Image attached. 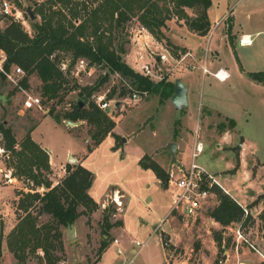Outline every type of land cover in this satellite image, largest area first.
<instances>
[{
    "label": "rangeland",
    "instance_id": "obj_1",
    "mask_svg": "<svg viewBox=\"0 0 264 264\" xmlns=\"http://www.w3.org/2000/svg\"><path fill=\"white\" fill-rule=\"evenodd\" d=\"M15 1L21 2V8L32 7L33 9L34 2L38 0ZM254 2L263 8L259 13L248 17L250 20L245 17L235 19L231 28L232 33L237 29L249 32L264 30V21H261L264 19V0H254ZM235 6H237V0H214L213 16L219 18L227 7L232 9ZM187 11L191 16L195 15L193 9ZM230 16L227 14L219 27L229 40L221 41L220 55L214 61L216 64H224L233 73L232 78L226 82L214 83L215 100L212 106L237 121L235 131L237 136L234 138L237 144L230 146L236 152L228 149L227 146L221 149L214 147L218 142L216 139L198 157V161L209 170H225L235 164L237 145L243 143L242 136L245 139L247 150L242 153L241 165L233 179L234 182L231 183H235L240 193L244 192L242 194L246 202L242 205L230 192L221 191L246 207L248 213L244 211L241 221L232 222L226 227L209 215V211L218 205L219 195L213 206L196 219H186L177 214L167 215L172 202L171 190L158 184L156 173L148 167L157 164L169 176L171 172L178 174L179 168L191 160L189 153L185 161V151L187 147L191 148L192 144L186 145L182 139V134L184 135L182 129L187 127L185 120L188 114L187 106L172 105L173 91L170 87L166 89L164 85L168 82L175 83L177 80L188 82L186 74L202 69L199 67L200 59L202 58L205 64V59L212 60L214 51L205 48L210 43L206 41V38L201 37L202 35L194 37L189 34L188 30L191 29L184 20L176 17L168 20L170 27L165 30L172 45L179 48L169 45L165 39H157L161 45L159 53L168 51L172 57L168 61L161 62L155 71L156 76L151 78L155 83L161 81L164 83L158 85L156 91H148L140 101L128 99L130 93L135 90L129 79L120 73H109L106 67L93 66L90 71L81 72L78 76L74 75V78L70 77V85L77 83L78 87L67 94L63 103L57 104L52 100L43 102L42 108L26 110L24 102L28 96L41 95V80L36 75H31L30 87L25 88L20 84L23 75L14 74V65L8 72L10 77L0 71L5 75V79L0 75V121H4L12 128L18 141H21L33 128L31 132L33 139L53 149L57 169L48 174L53 185L60 182L66 175V168L65 172L59 168L68 150L76 152L71 154L74 157H86L82 165L90 169L94 175L89 193L98 203V208L92 213L81 215L76 220L74 226L78 234L76 233L75 238L71 239L68 236V228L63 229L67 245L66 259L61 261V264H214L215 261L218 264H240V261L248 264H264L260 262L262 260L257 252L264 244V227L260 218L264 208V185H262L264 184V87L259 84L260 87L252 88L253 82L249 86L251 78L241 74L242 70L264 72V31L253 38L252 43H254L251 45L241 46L236 38L235 45H232L234 34L229 36L228 31ZM0 22L2 26H5L8 20L0 17ZM239 22L243 26L242 29ZM138 23L134 19L127 22L123 30L117 31L118 43H124L126 50L122 55L123 59L137 72H139L137 62L140 60L137 59L138 45L134 40V34ZM25 31L33 34L31 24L30 28H25ZM212 31L211 28L207 35L209 36ZM175 41L191 46L202 45L203 49L199 52L195 50L198 61L188 56L187 53L193 51L192 49L181 46ZM212 41V44H215V40ZM63 56L69 59V55L63 54ZM95 85H98V90L93 93L103 94L106 97L111 94L108 100L119 101L120 104L118 106L112 104L108 114L116 122V132L114 135L109 134L89 152L88 145L93 144L89 133L90 126L85 122L81 124L80 121H76L75 125H68L66 119L59 123L54 114L58 112L63 114L64 111L70 110L73 103L82 101L79 94L81 88ZM89 100H93L92 96ZM55 104L56 110L50 114V108ZM193 106L195 112H192L191 128L194 130L198 121L196 109L199 106V100ZM207 112L203 108L202 116L204 117ZM216 120L219 123L229 124L228 119ZM216 120L213 118L214 123L217 122ZM218 124L209 125L210 131L213 132L211 129L215 126L217 128ZM170 142L181 144V148L178 147L176 150L175 157L167 148ZM3 143L4 140L0 134V147H2L0 149L2 151L0 154V213L5 214L4 218L0 217V264H17L14 255L8 252L6 235L9 233V227L17 223L15 212L17 193L29 189L27 183L14 177L13 170L7 168L6 162L9 157L3 150ZM257 167L260 170L256 174ZM248 170L250 180L245 177ZM224 173L232 174L233 171ZM45 189L42 186L39 191L43 192ZM227 189L230 190L228 187ZM116 192L120 196L121 206L114 200ZM104 198L105 200L100 203ZM106 207L111 214L110 221L114 224L108 232L110 238L105 235L103 226ZM47 217L43 216L42 219L47 220ZM118 221H122L123 225H117ZM158 224L159 229L154 230ZM238 231L242 237H239ZM216 232L223 236L222 246H219L215 240ZM115 238L120 240V244L114 243ZM105 239L108 240L109 246L102 255L99 249ZM137 240L144 243V247L138 253H132L130 251L132 246L139 248L136 245ZM118 246L123 249L122 254L116 252ZM38 255L42 253L39 252ZM42 263H45L44 260L34 255L27 264Z\"/></svg>",
    "mask_w": 264,
    "mask_h": 264
},
{
    "label": "trees",
    "instance_id": "obj_2",
    "mask_svg": "<svg viewBox=\"0 0 264 264\" xmlns=\"http://www.w3.org/2000/svg\"><path fill=\"white\" fill-rule=\"evenodd\" d=\"M17 4L21 7L20 1ZM211 5L212 0L35 1L33 9L30 7L35 14V19L30 18L32 35L25 31L21 23L11 18H5L8 20L7 24L0 26V49L6 54L4 68L9 71L13 65L22 67L25 75L20 84L25 88L30 87V76L36 75L41 80L40 96L44 103L52 100L57 104L63 103L67 94L78 87L77 83L70 85V77L74 78L73 68L81 58L86 59L89 66L106 67L109 73H120L129 79L136 90L154 92L164 82L155 83L126 63L122 56L126 50L124 43H118L117 31L123 30L127 22L135 19L156 39H165L172 45L165 33L167 21L174 17L182 19L192 31L202 36L207 35L212 28L208 15ZM188 9H193L195 15L191 16ZM231 28L230 23L229 36L232 35ZM63 54L69 55V59ZM63 63H66L65 69ZM0 75L5 79L3 73ZM248 76L264 85L263 71L249 72ZM164 87H170L174 92L175 83L168 82ZM96 90L98 85L82 87L79 94L84 102L83 106L78 101L63 114H54L59 123L66 119L73 122L84 121L90 126L93 144L88 145L89 152L109 134H113L116 126L107 111L89 100ZM110 97L111 94L106 99ZM55 108L56 104L50 108L49 113L53 114ZM228 121L229 124L219 123L218 129L223 131L235 128L236 120L228 118ZM32 129L18 141L12 128L0 121L3 149L9 157L7 168L13 170L14 177L27 183L29 189L17 193V223L6 235V242L17 264H27L34 255L44 260L45 263L42 264H61L66 259L63 229L74 224L81 215L92 213L98 208V203L89 193L94 175L81 163H67L65 177L53 185L48 177L52 172L50 154L33 139ZM239 166L238 156L237 164L231 171L236 172ZM148 167L153 169L161 184L167 188L168 174L162 167L157 164ZM43 185H46V189L40 192L39 188ZM217 191L219 203L209 211V215L224 227L241 221L244 217L243 206L220 189L217 188ZM104 212L105 235L110 238L108 232L114 224L110 221L108 207ZM43 216H48L47 220H43ZM260 218L264 227V208ZM117 225H123V222L118 221ZM215 240L222 246L223 236L220 233H215ZM108 246L109 242L105 239L99 253H104ZM39 252L42 255H38ZM214 264L218 262L215 261Z\"/></svg>",
    "mask_w": 264,
    "mask_h": 264
},
{
    "label": "built area",
    "instance_id": "obj_3",
    "mask_svg": "<svg viewBox=\"0 0 264 264\" xmlns=\"http://www.w3.org/2000/svg\"><path fill=\"white\" fill-rule=\"evenodd\" d=\"M39 1V0H38ZM87 1V0H79ZM27 14V15H26ZM28 9L21 8L15 0H0V17L1 18H11L16 22L22 24L23 28H30V19H28ZM218 24V23H217ZM0 26L1 22H0ZM31 33V32H29ZM251 36V35H250ZM134 40L138 45L137 50V59L139 66V73L145 76H148L150 79L156 76V69L161 62L168 61L172 55L170 52H160V44L156 37L142 24L138 23L136 25V30L134 34ZM241 44L248 45L249 42H245L244 37L240 40ZM155 47V49H153ZM158 51V53H156ZM0 71L11 76L4 68V62L6 60V54L3 50L0 49ZM188 54V53H187ZM149 57V58H148ZM160 58V60H158ZM186 58V56H184ZM93 66L88 65V61L84 58H81L77 61L73 73L75 76H78L81 72H87L92 69ZM202 69L204 72H208V69L203 64ZM14 74L15 75H25V71L22 67L14 65ZM63 68H66V63H63ZM223 69H219L214 73V76L220 80L226 79L225 76L221 77L220 73ZM148 91L146 90H133L128 99L133 101H140L143 97L147 95ZM93 101L104 111H107L109 114L112 109V104L118 106L119 101L107 100L106 96L103 94H92ZM43 101L40 95L31 94L28 96L24 102V109H35L42 108ZM198 135V133H197ZM2 147H0L1 149ZM4 150V149H3ZM204 145L199 137L195 141L192 153L191 160L189 163L184 164L178 170V174L171 172L167 178V188L171 190L172 193V208L171 214H177L186 219H196L217 201L218 191L217 188L229 193V190L223 185L219 176L216 173H212L207 170L199 161L198 157L203 153ZM2 151H0L1 154ZM114 200L121 206L120 197L117 192L114 195ZM244 211L248 213L246 207ZM239 237H242L241 233L238 231ZM114 243L119 244V239L115 238ZM136 245L139 248L134 249L135 253H138L144 247V243H141L139 240L136 241ZM118 254L123 253V249L118 246L116 249Z\"/></svg>",
    "mask_w": 264,
    "mask_h": 264
},
{
    "label": "crops",
    "instance_id": "obj_4",
    "mask_svg": "<svg viewBox=\"0 0 264 264\" xmlns=\"http://www.w3.org/2000/svg\"><path fill=\"white\" fill-rule=\"evenodd\" d=\"M262 8H263V6L256 4L254 2V0H237V6H235V8L230 9L229 7H227L225 9V12L222 13L221 17L216 18V17L213 16L215 9H214V0H212V5L208 9V15H209V19L211 21V25H212V29H213V31L211 32V34L209 36L208 35L207 36H201V35L197 34L196 32H194L192 30H188L189 31V34H192L194 37L201 36L203 38H206V41L209 42L210 44L207 45V46H205V48L207 47L208 50L211 49L212 51H214V55H213L212 60H208V59L206 60L205 59V61H204L205 62V67L208 69V72H204L203 69L197 70L195 72H188L186 75H187L189 81L188 82H183L181 80L183 82V84L187 87V103L184 106H187L186 108L188 110V114L185 116V120L187 122V125H186L187 127H183V129H182V131H184V135L182 134V139H183V141L185 142L186 145H188L189 143L192 144L191 145V148H188L187 147V149L185 151V153H186V156H185L186 159H185V161H187V158H188L189 153L190 154L192 153V150H193L195 141L197 140V136L199 137V140H201L203 142V145H204V151H203V153L205 152L207 146L208 145H211L212 143H214V140H216V139L218 140V142L215 143L214 147H216L218 149H221L224 146H227V147H229L228 149H232V150L235 151V149H233L230 146H235V144H237L234 141V138L237 136V134L235 133V131L237 130L236 129V127H237V121H236V126L233 129H226V130L220 131L218 129V126H217V128L215 126V127H213L211 129V130H213V132L210 131V129H209V125H211V124H218L219 123V121H217L216 119L219 120L220 118H222V119H228V118H230L229 116H227L226 114H222L221 111L217 110L215 107L212 106V102L215 100V94H214V91L215 90L213 88L214 83L226 82L227 80H229L230 78H232V73H233L224 64H221V63L216 64V62L214 61V59L215 58H218V56L220 55V49H221L220 48V45H221V41H228L229 40L228 39V36L225 33H222V31L219 29V27L223 23L222 20H223V18L225 19V16L227 14H230L231 15L230 16V19H231L230 23L233 24L234 23V20L235 19H238V18H240V19L243 18L244 19V17H245L247 20H250V19H248V17H252L254 14L259 13ZM257 20L259 21V18ZM261 21H264V19L261 20ZM240 22H239V25H240V27L242 29V27H243L242 24H241L242 22L241 23ZM217 23H218V25L216 26ZM169 27L170 26L168 25V28L167 29H169ZM262 31H264V30H257L255 32H249L248 30H239V29H237L234 33H232V35L234 34V38H233V41L231 43H232V45H235L234 39L236 38L237 39V42L241 46H245L244 44H241L240 43V40H241V38L243 36L248 35L251 38V41H252L253 38L256 37ZM213 39L215 40V44H212V42H213L212 40ZM176 43L180 44L181 46H185V47H187L189 49H192L193 51L188 52V56L190 55V56H192V58H195V60L198 61V58L195 57V55H196L195 54V50H198V52H199L201 49H203V46L202 45L191 46L190 44H186V43H182V42H176ZM253 43L251 42V44H253ZM251 44H248V45H251ZM248 45H246V46H248ZM200 60L201 61H199L200 62L199 65L202 66L203 65V60H202V58ZM201 66H199V67L201 68ZM219 69H225L228 72L229 77H227L224 80H220L217 77H215L214 76V73L216 71H218ZM249 72L250 71L242 70L241 71V74L247 76ZM248 78H249V76H248ZM252 82H253V85H251L252 88L260 87L259 86L260 83L254 81V80L250 81L249 86H250V84ZM262 86L264 87V85H262ZM174 93H175V88H174L173 94L171 95V98L174 95ZM198 100H199V106L196 109L197 114H198V121H197V123L195 125V128L193 130L191 128V118L193 117L192 112H195V108H194L193 105H195ZM171 103H172V105L174 104L172 102V100H171ZM203 108H205V110L208 111L204 117L202 116V109ZM215 114L218 117L215 116ZM47 115H49V114H47ZM213 118L217 122L214 123L213 122ZM82 122H84V121H80L81 124H82ZM66 123H68V120H66ZM207 126H208V128H207ZM114 129H113V135H114V132H116L117 126H115ZM197 133H198V135H197ZM242 138H243V143L242 142L241 143H238L239 148L237 150L238 152L236 153V158H235L236 159V162L234 164L235 166L237 164L238 156H239L240 165H241L242 153L245 152V150H247L246 149L245 139H244L243 136H242ZM40 145L44 149H47L48 153L50 154V163H51L52 170L56 171L57 166H55V163H54V152H53V149L50 146H48L46 144H43V143H40ZM178 147L181 148V144H178L177 143V148ZM82 152H85V151H82ZM72 153H76V152H74L73 150H68V152H66V156H65L64 160H62V162L60 163V168L59 169H63V172H65V168H66V164H67L66 162L69 161L68 160L69 155H71ZM237 154H238V156H237ZM75 158L77 159V161L75 162L77 164H79V163L82 164L84 162V160L86 159V157L85 158H79L78 156H75ZM234 165H232L230 168H227V169L221 170V171L209 170L206 166H204V165L203 166L207 170H209L210 172L216 173L219 176V179L221 180V182L223 183V185L226 188L228 187L230 189L229 192L236 198V200L240 204L244 205V202H246V199H244L245 197L242 194L244 192L240 193L238 191V188L235 185V183H231V182H234L233 179H234V177H235L238 169L236 170V172H234L232 174L224 173V172H227V171L232 170L233 168H235ZM259 170L260 169L257 167L256 168V174H257V172ZM245 177H247L248 180H250V178H249L250 177V171L249 170L246 171ZM158 182H159L158 184H161V180L159 178H158ZM247 184H249V183H247ZM262 185H264V184H262ZM115 188H118V187H115ZM118 190H120V188H118ZM125 197L127 198L126 194H125ZM104 200H105V198L102 201H100V203H102ZM126 203H127V201H126ZM171 208H172V202H171V205L169 206V209L167 211V215L168 214L169 215L171 214ZM0 217H3L4 218L5 217V214L0 213ZM122 218H124V217L122 216ZM13 227H14V225H12L11 227H9V231ZM156 229H159V224L154 228V230H156ZM76 233L78 234V230L77 229H76ZM119 244H120V240H119ZM66 245L67 244H66V241H65V247H66ZM261 247H262V249L261 250H258L257 252L259 253V256L261 257V260H262L260 262L261 263L262 262L264 263V244ZM134 249L137 250L138 248L135 247V246H132L130 248V251L132 253H135L134 252ZM8 252H10L9 249H8ZM165 255H166V252H165ZM101 258H102V256H101ZM165 262H166V260H165ZM240 264H248V263L241 262L240 261Z\"/></svg>",
    "mask_w": 264,
    "mask_h": 264
},
{
    "label": "water",
    "instance_id": "obj_5",
    "mask_svg": "<svg viewBox=\"0 0 264 264\" xmlns=\"http://www.w3.org/2000/svg\"><path fill=\"white\" fill-rule=\"evenodd\" d=\"M28 13L31 19H35V14L30 7L28 8ZM158 60H160V58ZM171 100L176 107H182L187 103V87L183 84L181 80L176 81L175 93L172 96ZM79 103L81 106L84 105L83 101H80ZM75 124H76L75 122L68 120V125H75ZM123 140L125 141V138H123ZM167 148L171 151L172 155L175 157V153L177 150V143L170 142L168 143ZM68 160L70 163H75L77 161V159L73 155H69ZM43 187L46 188V185H43ZM67 228H68V236L71 239L75 238L76 232H75L74 224H69Z\"/></svg>",
    "mask_w": 264,
    "mask_h": 264
},
{
    "label": "bare ground",
    "instance_id": "obj_6",
    "mask_svg": "<svg viewBox=\"0 0 264 264\" xmlns=\"http://www.w3.org/2000/svg\"><path fill=\"white\" fill-rule=\"evenodd\" d=\"M243 37H244L245 42H249L251 44L252 41H251V38L248 35L243 36ZM226 73H228V72L225 69H223L222 72L220 73V76L223 77V76L226 75ZM226 77H229V74H227Z\"/></svg>",
    "mask_w": 264,
    "mask_h": 264
}]
</instances>
